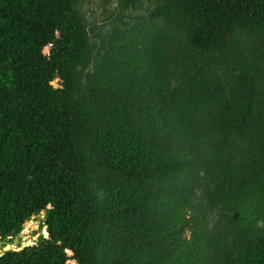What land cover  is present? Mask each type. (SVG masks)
Segmentation results:
<instances>
[{
    "label": "trees",
    "instance_id": "16d2710c",
    "mask_svg": "<svg viewBox=\"0 0 264 264\" xmlns=\"http://www.w3.org/2000/svg\"><path fill=\"white\" fill-rule=\"evenodd\" d=\"M78 1L0 0V240L46 235L0 264H264V0H151L95 62Z\"/></svg>",
    "mask_w": 264,
    "mask_h": 264
},
{
    "label": "rangeland",
    "instance_id": "374dc122",
    "mask_svg": "<svg viewBox=\"0 0 264 264\" xmlns=\"http://www.w3.org/2000/svg\"><path fill=\"white\" fill-rule=\"evenodd\" d=\"M151 4V0H79L78 11L87 25L88 36L97 43L93 61H98L109 49L110 44L120 43L126 36L139 41L146 35L158 31L162 24L159 19L152 16ZM36 27L37 36H44V45L41 51L39 50L40 55L42 57L44 50H47L49 58V48L55 32L47 26L45 20ZM43 67L44 75L41 81L57 87L59 81L52 78L54 73L47 69V64L44 63ZM95 194L101 197V191H96ZM40 218L41 216L35 217L25 223L16 239L0 240V255L20 249L22 246L32 245L39 237H46L45 229L38 224ZM183 237L188 239L189 231L185 232ZM6 246H9L8 250H5Z\"/></svg>",
    "mask_w": 264,
    "mask_h": 264
},
{
    "label": "water",
    "instance_id": "95a60500",
    "mask_svg": "<svg viewBox=\"0 0 264 264\" xmlns=\"http://www.w3.org/2000/svg\"><path fill=\"white\" fill-rule=\"evenodd\" d=\"M48 62H50V65L49 64H47V69L50 71V72H53V67H52V63H51V60H50V58H48ZM48 240H50V239H48ZM53 243H55L56 244V242L55 241H53ZM57 245V244H56ZM58 246V245H57ZM59 247V246H58ZM9 249V246H6L5 247V250H8ZM65 249L67 250V248H66V246H65ZM17 251L19 250V249H16ZM65 251V250H64ZM68 251V250H67ZM70 253V252H69ZM70 255H71V253H70Z\"/></svg>",
    "mask_w": 264,
    "mask_h": 264
},
{
    "label": "bare ground",
    "instance_id": "6f19581e",
    "mask_svg": "<svg viewBox=\"0 0 264 264\" xmlns=\"http://www.w3.org/2000/svg\"><path fill=\"white\" fill-rule=\"evenodd\" d=\"M46 52H47V50H46ZM73 264H75V263H73Z\"/></svg>",
    "mask_w": 264,
    "mask_h": 264
}]
</instances>
